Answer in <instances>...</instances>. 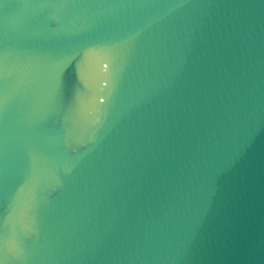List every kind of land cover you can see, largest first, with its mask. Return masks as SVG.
Instances as JSON below:
<instances>
[{
	"label": "water",
	"instance_id": "water-1",
	"mask_svg": "<svg viewBox=\"0 0 264 264\" xmlns=\"http://www.w3.org/2000/svg\"><path fill=\"white\" fill-rule=\"evenodd\" d=\"M0 264H264V0H0Z\"/></svg>",
	"mask_w": 264,
	"mask_h": 264
}]
</instances>
